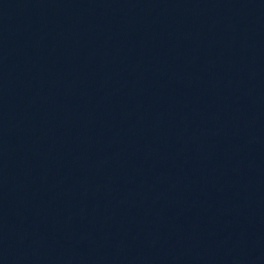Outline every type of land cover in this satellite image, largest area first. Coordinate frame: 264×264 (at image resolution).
Instances as JSON below:
<instances>
[{"label":"water","instance_id":"obj_1","mask_svg":"<svg viewBox=\"0 0 264 264\" xmlns=\"http://www.w3.org/2000/svg\"><path fill=\"white\" fill-rule=\"evenodd\" d=\"M0 264H264V0H0Z\"/></svg>","mask_w":264,"mask_h":264}]
</instances>
